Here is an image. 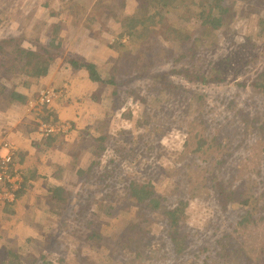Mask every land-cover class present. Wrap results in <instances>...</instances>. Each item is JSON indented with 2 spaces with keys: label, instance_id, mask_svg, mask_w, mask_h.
<instances>
[{
  "label": "rangeland",
  "instance_id": "1",
  "mask_svg": "<svg viewBox=\"0 0 264 264\" xmlns=\"http://www.w3.org/2000/svg\"><path fill=\"white\" fill-rule=\"evenodd\" d=\"M61 1L0 0V41L4 38L27 39L21 47L27 50L31 48L28 44H31L33 40L37 39L35 44H39L54 37L55 25L60 22L62 25L58 30L57 38L63 41L64 53L74 52L87 61L95 62L101 68H116L117 70L113 72H116L114 74L117 75V80L125 83L116 87L115 93H112L113 87L103 91L98 84L74 74L65 67V64H58L48 78L33 82L27 87L31 93L29 107H6L5 104H0V131L2 126H6L9 133H12L10 137L14 139L18 147L29 152H31L30 144L40 139L34 135L35 127L40 122L55 121L57 125L64 122L74 123L81 138L89 135L97 137L104 130L111 135L109 142L105 144L106 150L100 154V157L106 161L103 168L91 174L87 182L84 177L71 179L70 174H64L63 181L67 184L71 183L75 188L70 196L71 205L62 215L63 227L59 233L47 240L43 239L35 231V216L25 215L13 227L10 225L15 221V217L8 220L6 235H10L14 240L32 238L33 241L29 243V246L41 248L45 256L54 264H113L114 257L118 255L115 242L118 236L126 234L127 229L124 224L127 218L128 223H139L142 229L148 230L155 237L158 236L150 240L152 242L150 247L137 251L135 264H202V260L207 255L206 264H214L211 260L213 255L222 245L225 236L234 233L237 220L243 217L248 208L240 204L241 192H246L247 195L254 194V191L260 192L261 189L257 188L255 181L264 179V156L259 160L258 166L250 164L249 159L258 153L261 147L264 148V129L261 127L264 126V116H262L264 96L259 97L252 93L249 85L241 89L235 84L244 78L245 82L249 83L254 78L259 79L258 76L255 73L245 77L239 75L235 82L219 85L212 83L205 86L187 84L184 81L180 83L181 80H175L176 78L172 77L173 84L175 86L180 84V88L173 90L171 94L165 91L169 89V86H165V90L160 91L156 79L153 81L136 77L127 78L125 74L135 70L139 73L149 60H151L150 63L156 59L159 60L157 56L159 47L170 48L173 46L174 38L161 28L160 31L157 30L156 35L160 38H150L151 49L154 52L151 55L145 50L149 42L134 52H124L116 44L119 41L121 27H118L119 19L112 16V13L121 12L125 18L134 17L137 23L133 28L141 31V19L136 17L135 12L139 7L144 9V4H139L136 0H117L118 3L121 1L124 3L111 6L112 0H102V3L91 0L89 4L88 0L75 2L66 0V5L61 7ZM237 1L240 4L233 5L231 13L222 17L225 23L229 22L233 27V33L227 30L226 34H214L211 40L205 38L202 46L197 43L192 48L191 52H195L196 56L201 55L199 63L204 64L210 54L221 59L231 58L230 52L235 50L237 53V45L243 41L237 30L241 29L244 31L243 34H248L252 32V28L256 27V21L264 23V0ZM111 10L112 13H110ZM51 12L59 13L50 17L48 15ZM173 20L174 18L170 22ZM254 21L255 24H253ZM199 31V37H206V30ZM220 32H223V29ZM191 34L194 40L198 36ZM191 40L187 42L188 46L191 45ZM212 43L215 45L213 46ZM242 47L244 52L250 50L247 49L244 41ZM120 56H122L121 61L115 64V60ZM126 56L133 60H128ZM243 61L244 58L234 62L233 66H241ZM171 62L172 58L167 62L156 64V71L169 68ZM260 63L264 65V61ZM231 78V75H226V80L231 81ZM74 79L76 80L73 82ZM67 82H70V86L63 96V88ZM46 89H57L63 99L59 98L51 102L49 108L41 109L36 100L39 101L41 93H45ZM185 92L189 94L186 98H181V94ZM93 93L101 95L99 102L90 99L89 95ZM198 97L202 99L199 103L202 106L201 110L209 111L204 120L197 116L193 106V100ZM177 100L181 104L172 114L174 102ZM113 103L117 105L115 110L111 109ZM148 107H152L154 111L146 120L153 121L152 124H155V127L151 125L137 127L134 120L137 110L145 115ZM51 109L55 111L54 115ZM111 111L116 113L108 116L107 114ZM239 111L247 115L248 124L253 123L256 129L248 138L242 140V144H238L243 136L241 134L243 121L236 113ZM233 113L235 114L231 120ZM226 115L228 119H222ZM256 117L259 122L255 121ZM200 127L206 129L204 136L212 145L208 156L210 154L215 156L217 153L213 139H217L224 147H229L228 152L221 154L222 161L213 174L209 173L211 160L206 163L203 161V158H208L206 155L201 152L192 153L196 147L197 128ZM234 128H238L236 134ZM227 132L233 138L222 139L221 136L227 137ZM137 134H141L140 140L132 145L128 136ZM258 139H261L259 147ZM245 142L246 145H244ZM80 144L82 142L78 140L74 145ZM109 144L119 149L115 152L113 159V147ZM132 146L134 150H130L128 155V148ZM88 148L90 149V145L83 143L78 150L84 153ZM68 156L69 148L67 150L61 148L57 151L48 150L41 158L48 164L64 165ZM88 157H91V154L85 155V159ZM244 158L249 161L246 163ZM189 159L195 160L202 167L206 166L208 170L206 172L191 170L195 164L187 166ZM26 163L29 164V161L27 160ZM251 166H257L261 177L249 170ZM102 172L104 174L100 175ZM207 175L213 178L214 182L207 180ZM179 176L181 180L176 179ZM130 178L150 182L156 192L170 197L171 200L167 202L168 209L175 207L177 205L175 200H180L179 198L188 203L189 217L183 228L188 232V238L185 242L186 247L178 258L171 253L168 236L164 235L160 219L154 217L144 223L142 213H139L125 196V186ZM216 180L223 184L230 182L232 190L235 189V194H228L222 198ZM83 181L86 184L81 187L79 184ZM113 182L116 184L108 187L107 184ZM215 183L216 187L213 185ZM193 186H196V189H193ZM250 186L252 189H247ZM84 187L87 189H82L79 193L78 188ZM88 191L91 193L86 199ZM237 192H240V196L236 195ZM85 203L86 207L81 210ZM87 203H89L88 206ZM259 205H264V199H259ZM22 213L27 212L22 211ZM260 215L264 216V209L255 214L256 222L248 223V229L255 231L263 227L264 220H258ZM87 219L92 222V227H98L105 237L95 246H91L93 242L90 241L92 238L86 229ZM257 221L258 224H256ZM215 242L217 244L214 246ZM72 249L79 251L76 256L70 252ZM81 256L82 261L79 260ZM133 256H136V252H133Z\"/></svg>",
  "mask_w": 264,
  "mask_h": 264
},
{
  "label": "trees",
  "instance_id": "2",
  "mask_svg": "<svg viewBox=\"0 0 264 264\" xmlns=\"http://www.w3.org/2000/svg\"><path fill=\"white\" fill-rule=\"evenodd\" d=\"M71 1L75 2L76 0ZM91 2V0H88V4ZM100 2L102 3V0H95V3ZM136 2L144 4V9L139 7L135 12L136 17L141 19V31H136L133 28L137 23L134 17L125 18V16H122L121 12L112 13V10L110 11L112 16L119 19L118 27H121L119 41L116 42L118 47L124 52H134L145 43L147 44L149 42L145 50L151 55L154 52L151 49L150 38H160L156 35L157 30L160 31V28L170 34L171 38H174V41L173 46H170V48L163 46L159 47L157 52L159 60L152 59L154 60L152 63H150L151 60H149L146 65L140 69L139 73H136V70L134 72H126L125 75L127 78L136 77L152 79L153 81L156 79L159 90L164 91L165 86H169V89L165 91L171 94L173 90L180 88V84L176 86L173 84L172 77H175V80H181L180 83L184 81L187 84L205 86L212 83L219 85L225 82H235L239 75L245 77L250 73H255L259 79L254 78L247 83L244 78L242 81L235 82V84L241 89L249 85L252 93L259 97L264 96V65L260 63L264 61L263 21H256V27L252 28V32L248 34H243L244 31L241 29L240 31L237 30V32H240L242 40L247 45V49H250L247 52L243 51V41H241L237 45V53L235 50L230 52L231 58L221 59L220 57L216 58L217 56L213 57V54H210L204 64L198 62L199 56L201 55L198 54L196 56L195 52H191L192 48L197 43L202 46L205 43V38H210L211 40L214 34H226L227 30L233 33V27L230 26L229 22V25H227L228 23H225L222 17L230 14L233 5L240 4V2L237 0H136ZM66 3V0H62L61 7L65 6ZM123 3V1L118 3L117 0H112L111 6L122 5ZM58 13L59 12H51L48 16L53 17L58 15ZM69 13H71V11H69ZM250 13H253V11H250ZM148 14H150V16ZM173 18L174 20L170 22ZM253 24H255V21ZM61 25L60 22L55 25L54 37L50 38L45 43L39 42V44H35L37 39L33 40L31 44H28L31 48H27V50L21 48L22 43L27 39L4 38L0 41V104H5L6 107H29L31 93L27 90V87L33 82H40L48 78L58 64H65V67L70 69L74 74L76 73L82 76V78L85 80L87 79L91 83L98 84V86H100L99 88L103 89V91L108 89V87H113L112 93H115L116 87L125 83L117 80V75L114 74L116 72H113L117 70L116 68H101V66H98L95 62L87 61L84 57H80L74 52L64 53L63 41L61 38H57V33ZM222 29L223 32H220ZM199 30H206V37H199ZM191 33L198 35L195 40ZM125 36L128 40L125 42L120 41L122 37ZM190 40L191 45L188 46L187 42ZM212 44L213 46L215 45L214 43ZM171 58L172 62L169 64V68L162 69L159 72L156 71V64L167 62ZM243 58L244 61L241 66H233L234 62H239ZM121 59L122 56L118 57L115 60V64L119 63ZM127 59L133 60L129 57H127ZM135 60L139 61L137 59ZM226 75H231V81L226 80ZM75 80L76 79H74L73 82ZM69 86L70 82H67L66 86L63 88V96H65V92L68 90ZM55 91L58 92L57 89H55ZM188 94L189 93L186 92L182 93L181 98H186ZM89 97L92 101L96 102H99L101 99L100 94L93 93L90 94ZM62 99L61 97V100ZM56 100H58V98H56ZM140 100L143 99L140 98ZM200 101H202L200 97L195 98L193 100V106L197 116L201 120H204V117L209 114V111L201 110L202 106L199 105ZM180 104L179 100L174 102L172 114L178 109ZM262 104V116H264V100ZM115 107H117V105L113 103L111 109L115 110ZM152 111H154L153 108L148 107L147 113L143 115L137 110L134 117L137 127L141 128L145 125L155 127V124H152L153 121L149 122L146 120L150 117ZM51 113L54 115L55 111L51 109ZM115 113L116 111H111L107 115L110 116ZM236 113L243 121V129L241 131L243 136L238 143L242 144V140L248 138L256 129L253 123L250 125L248 124L247 115H244L240 111ZM234 114L235 113L231 115V120H233ZM222 119H228V115L224 116ZM227 121L229 122V120ZM255 121L259 122L257 117ZM252 122L254 121L252 120ZM261 127L264 129V126ZM1 129L0 137L4 131L8 130L6 126L4 128L2 126ZM76 129V125L72 123L67 132H54L40 137L39 140H35L30 144L31 152H29V150H23L21 147H18V149L14 151L8 170H16V172L21 174L22 179L19 182V188L15 194V202L7 203L0 209V264L53 263L50 258L45 256L41 248L37 249V247L32 248L29 246V243L33 241L32 238L27 237L22 240H14L10 235H6L8 230L7 222L10 218L15 217V221L10 225V227H13L21 220L22 216L34 215L36 220L35 231L38 236L45 240L62 230V215L71 205L72 201L70 200V196L75 188L72 187L73 185L71 183L67 184L63 181L64 174H70L71 179L84 177L87 182L91 174H95L97 170L103 168L106 161L100 157V154L102 151L104 152L106 150L105 144L109 142L111 138V135H109L106 130L97 137L89 135L81 138ZM234 129V133L236 134L238 128ZM147 131L151 130L147 129ZM197 131L195 136L196 147L192 150V153L201 152L206 155L208 158H203V161L207 163L211 160L212 165L209 173L213 174V172H216L215 168L219 166L222 161L221 154L228 152L227 149H229V147H224L217 139H213L212 142L214 143L217 153L215 156L214 154L208 156V151L212 148V145H210L209 140L204 136L206 129L200 127L197 128ZM7 132L10 137L12 133H9V130ZM112 136L114 137L115 135ZM140 137L141 134L128 136L132 145H134L137 140H140ZM221 138L228 140L233 137L229 136L227 132V137L221 136ZM78 140L82 142V144L75 146L74 144H76ZM260 141L261 139L257 140L258 147L261 145ZM83 143H88L90 145V149L88 148L84 153L78 150ZM109 145L113 147V159L115 152L119 151V149L115 148L114 145ZM244 145H246V142ZM61 148L62 150L65 148L67 150L69 148V156L64 165L58 163L48 164L41 158L46 151H57ZM128 150L127 153L129 155L130 150H134V146L129 147ZM5 153L6 151L0 147V157L4 156ZM86 154H91V157L85 159ZM263 156L264 148L261 147L258 153L249 158L250 164L253 163L258 166L259 160ZM247 158H244L246 163L249 161ZM27 160L29 164L26 163ZM191 164H195L191 170L196 169L199 172H206L208 170L206 166L202 167L195 160L189 159L187 166ZM257 166H251L249 170L256 172L258 177H261L259 176L260 172ZM103 174L104 172L100 175ZM100 179L102 180V177ZM176 179L181 180V177H176ZM207 180L214 182V179L209 177V175H207ZM0 181L4 180L0 179ZM86 182H80L79 185L83 187ZM216 183L218 184L222 198H225V195L228 194H235V189L232 190L230 182L223 184L219 180H216ZM216 183L213 184L214 187H216ZM255 183H257V188H260L261 191H254L256 196L252 193L247 195L246 192H241L242 199L240 200V204L241 206L246 205L248 208L245 210L243 217L237 220V228L234 230V233L225 236L222 245L219 244L218 251L213 255V259L210 258L213 260L214 264H264V225L262 228L255 231L247 227L248 223L256 222V220H254L255 214L264 209V205H259V199H264V179H258ZM115 184L116 182L107 185L108 187H112ZM85 188L87 189V187L78 188L79 193ZM125 188V196L130 200L131 205H133L135 209H138L139 213H142L144 223L149 222L150 219L154 217L160 219L163 224L164 235L168 236L167 241L171 253L175 258H178L179 255L183 253L186 247L185 242L188 238V232L183 229L189 217L187 211L188 203L179 198L180 200H175L177 205L168 209L167 202L171 200L170 197L162 196L156 192L154 186L150 182H143L135 178H130ZM250 188L252 189L251 186L247 189ZM193 189H196V186H193ZM90 193L91 191L86 193V199H88ZM236 195L240 196V192H237ZM88 205L89 203H87V206ZM85 207L86 203L80 209L83 210ZM22 211L27 213H22ZM87 220L86 229L89 231L92 238L90 241L93 242L91 246H95L105 237L98 227H92V222L89 219ZM258 220H264V216L260 215ZM127 221L128 219L126 218V223L124 224L127 229L125 231L126 234L118 236L117 233L118 237L115 244L118 255L114 257L113 264H135L136 257L138 256L137 251L147 249L152 245L150 240H153L152 238H158V236L155 237L148 230L142 229L139 223L134 224L128 223ZM256 224H258V221ZM121 227L122 226H120V228ZM216 244L217 242H215L214 246ZM70 252L76 256L79 251L72 249ZM133 252H136V256L132 257ZM207 258L208 255L204 257L202 264H206ZM79 260L82 261L83 257H79Z\"/></svg>",
  "mask_w": 264,
  "mask_h": 264
},
{
  "label": "built area",
  "instance_id": "3",
  "mask_svg": "<svg viewBox=\"0 0 264 264\" xmlns=\"http://www.w3.org/2000/svg\"><path fill=\"white\" fill-rule=\"evenodd\" d=\"M127 38H122V42H125ZM56 96L55 92L53 90H47L45 93H41V102L40 99L38 104H49L52 101V97ZM4 128V127H3ZM69 126L67 124H59L54 126H43L40 128V131L48 135L50 133L54 132H60L64 133L67 132ZM0 147H2L6 153L4 156L0 157V179L4 180V182L8 189L6 191L0 190V205L4 204L6 201H12L14 198V192L19 187V182L21 181V174L16 172V170H8L9 164L12 161V156L14 154V151L16 150V147L9 137L7 131H4V133L0 137ZM12 172V174H11Z\"/></svg>",
  "mask_w": 264,
  "mask_h": 264
},
{
  "label": "clouds",
  "instance_id": "4",
  "mask_svg": "<svg viewBox=\"0 0 264 264\" xmlns=\"http://www.w3.org/2000/svg\"><path fill=\"white\" fill-rule=\"evenodd\" d=\"M42 90H44V89H42ZM47 90V89H46ZM51 90H53V89H51ZM54 92H55V94H56V96H54V97H52V103L53 102H55L56 101V98H61V96H62V94H60L59 92H56L55 90H53ZM39 92V91H38ZM37 92V93H38ZM59 94H60V96H59ZM49 103V104H38L37 103V105L38 106H40V108L42 109V108H49V106L52 104V103ZM29 105H30V103H29ZM64 124H67L68 126H69V128L71 127V124L70 123H68V122H64ZM54 125H57L56 123H55V121H45V122H40L36 127H35V130H34V135H36V137H38V138H40V137H43V136H45V134H43L41 131H40V128L41 127H43V126H54ZM37 128H38V130H37ZM69 128H68V130H69ZM67 130V131H68ZM11 138V137H10ZM11 140L13 141V143H14V145H15V147H16V150L18 149V145H17V143L14 141V139L13 138H11ZM19 188V187H18ZM17 191V190H16ZM16 191L14 192V198H13V200L12 201H6L4 204H1L0 205V209L4 206V205H6L7 203H11V202H15V200H16ZM78 201V200H77Z\"/></svg>",
  "mask_w": 264,
  "mask_h": 264
},
{
  "label": "crops",
  "instance_id": "5",
  "mask_svg": "<svg viewBox=\"0 0 264 264\" xmlns=\"http://www.w3.org/2000/svg\"><path fill=\"white\" fill-rule=\"evenodd\" d=\"M0 189L6 191L8 189V186L4 182L0 181Z\"/></svg>",
  "mask_w": 264,
  "mask_h": 264
}]
</instances>
